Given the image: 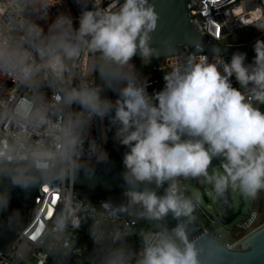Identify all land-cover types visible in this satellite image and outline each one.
<instances>
[{
    "label": "clouds",
    "instance_id": "obj_1",
    "mask_svg": "<svg viewBox=\"0 0 264 264\" xmlns=\"http://www.w3.org/2000/svg\"><path fill=\"white\" fill-rule=\"evenodd\" d=\"M75 2L78 27L70 13L50 19L61 0H0V213H7L0 229L16 233L0 264H32L36 249L67 264L80 254L75 233L89 218V264H226V253L251 256L247 239L232 245L223 227L193 235L203 201L190 181L224 206L232 193L251 203L264 192V41L255 42L252 64L239 51L230 62L219 53L211 62L186 55L150 95L131 61L139 55L146 64L157 51L152 33L160 17L151 0ZM249 24L264 33V12L257 9ZM163 43L173 46L170 39ZM105 119L109 127L101 126L100 140L115 128L114 139L128 149L121 173L126 204L109 200L97 208L78 199L72 185L81 172L91 179L95 165L109 163L103 143L91 135L94 122ZM214 158L220 159L215 167ZM153 183L167 185L163 195ZM61 186L57 209L51 215L38 209L28 231L19 210L8 212L12 188L55 193ZM169 214L177 221L171 229L161 223ZM144 218L154 226L137 229ZM133 234L138 250L128 242Z\"/></svg>",
    "mask_w": 264,
    "mask_h": 264
},
{
    "label": "water",
    "instance_id": "obj_2",
    "mask_svg": "<svg viewBox=\"0 0 264 264\" xmlns=\"http://www.w3.org/2000/svg\"><path fill=\"white\" fill-rule=\"evenodd\" d=\"M155 6V11L159 14L158 26L154 33H152V45L157 50L155 56L151 58H162L167 55L178 53L183 50L184 45H187L192 52H198L201 48L215 54L224 56H232L234 52H252L254 51V44L257 40L264 41V33H260L248 42L235 43H220L214 39L209 38L206 34L201 32L191 20L187 7H185L184 0H151ZM170 39L172 47H166L164 40ZM139 57V55H137ZM140 58V57H139ZM110 99H117V93L106 90L104 93ZM106 126L109 127L106 119ZM115 128H109L108 144H109V163L95 165L94 176L91 179L85 178L83 172L73 182L72 188L80 192L110 199L118 205L126 204V199L123 192L127 185L122 179L121 173L124 170L123 153L128 149L119 144L114 139ZM67 186V183L65 184ZM150 187L156 191L157 195H163L165 185L156 188L154 183ZM38 187H33L28 190L15 187L10 192V202L8 212L14 209L19 210L21 214V223L24 224L30 217V212L34 206V197L37 195ZM237 203L242 204V197L236 193ZM220 212V220L227 222L233 217L232 200L230 195V205L224 206L217 201ZM7 213H0V220L6 217ZM154 226L153 221L146 218L142 219ZM167 228L175 227L177 221L169 214L163 221H161ZM193 235L206 236L209 232L205 231L204 227L199 224L197 220L191 229ZM16 239L14 230L0 229V249L6 251L9 243ZM244 241V246H250L253 249L251 256H233L231 253H226L228 260L226 264H264V221L251 230L241 234L232 245H238ZM259 258V260L257 259Z\"/></svg>",
    "mask_w": 264,
    "mask_h": 264
},
{
    "label": "built area",
    "instance_id": "obj_3",
    "mask_svg": "<svg viewBox=\"0 0 264 264\" xmlns=\"http://www.w3.org/2000/svg\"><path fill=\"white\" fill-rule=\"evenodd\" d=\"M185 7H187L188 13L190 14L191 20L197 26V28L206 34L209 38L214 39L220 43H235V42H248L250 39L259 35L261 32L252 27L249 24V21L252 18V15L256 12L257 9H260L264 12V0H184ZM107 0L104 6H106ZM89 10L91 9V4L88 5ZM50 19L53 18L57 12H65L66 14L70 13L73 17V26L78 27V17L81 12L80 6L75 2V0H61V4L52 7L50 10ZM44 25L45 29L47 27L43 21H40ZM238 36L242 38H238ZM246 53V64H252L255 56V52H245ZM206 55L209 58V62L216 56L215 53L201 48L198 52H192L187 45H184L182 51L167 55L161 58V63L159 65H147L141 67L138 61V57L135 56L132 58V63L135 65L136 70L140 73L142 78L145 80L147 85V92L151 95L154 92H159L164 87L163 73L170 70L172 65L177 62L178 59L186 55ZM225 62H230L231 56L221 55ZM231 84L234 88L239 89L240 85L236 81L235 77H231ZM7 87H12L11 81H6ZM47 95H51L50 90L45 89ZM106 126V119L102 122L96 120L91 129V135L98 140V142L103 143V147L109 154V144H108V134L107 141L103 142L100 140V128L101 126ZM167 187V185H165ZM63 190V186L58 187L55 193H45L42 189L37 190V195L34 197V206L30 212V217L26 220L24 225H27L25 231L30 230L35 227L34 221L32 220L33 214H42L38 213V209L49 208L50 199L53 194H59ZM74 193L77 194L78 199H87L91 204L100 208L102 201H109L110 199H105L103 197H98L94 195H89L78 190L73 189ZM188 194V193H185ZM113 204H117L114 201L110 200ZM118 205V204H117ZM53 211L57 209V205L51 206ZM257 211L251 206H249L246 214L235 223V227L239 230L247 229L251 230L254 227L258 226L260 223L257 222L258 215H252V212ZM196 220L202 225L207 232L213 231L215 226H220L219 222L215 217H213L204 207L199 206L194 213ZM220 219V218H219ZM218 219V220H219ZM91 223L90 218L81 223V227L75 233L76 242L74 247L80 249L79 255H72L68 258L67 264H77L74 260L82 261L83 264H89L87 257L93 250V243L88 235V228ZM135 223V221H133ZM152 226L145 220H142L140 223L136 224L137 229L141 227ZM221 227V226H220ZM225 231H228V228L223 227ZM245 231V232H247ZM244 232V233H245ZM236 240V239H235ZM235 240L230 241L233 243ZM128 242L133 246L134 250H138L141 242L140 238L133 234L128 237ZM0 252H6L0 249ZM32 264H55L52 257H45L41 254L40 249H36V255L33 256Z\"/></svg>",
    "mask_w": 264,
    "mask_h": 264
},
{
    "label": "rangeland",
    "instance_id": "obj_4",
    "mask_svg": "<svg viewBox=\"0 0 264 264\" xmlns=\"http://www.w3.org/2000/svg\"><path fill=\"white\" fill-rule=\"evenodd\" d=\"M238 38H242V37L238 36ZM138 61H139L140 66L144 67L147 65L148 66L149 65H159L161 63V58H150L149 62L146 64L142 63L141 58H139ZM219 164H220V159L214 158L212 161V166L215 167V166H218ZM190 183L193 186L200 188V191L202 193V201H203V203L201 204L202 207H204L213 217L217 219L221 227H225L229 229L228 231H225L227 233V240L229 239L230 241H233L235 239H238L241 236V234L247 231V229L239 230V228L235 227V223L246 214L249 206H251V208L257 211L258 218H257L256 223L257 222L261 223L264 221V192L260 194L259 199L257 201L251 202V203L242 197L241 205L237 203L236 193H232L231 200H232L233 217L229 221L224 223V222H221V220L219 219L220 212L218 209L217 201L214 202L212 199H210L208 195L206 194L205 188L198 185L195 180L190 181ZM78 261L79 260H74L75 263H77Z\"/></svg>",
    "mask_w": 264,
    "mask_h": 264
},
{
    "label": "snow or ice",
    "instance_id": "obj_5",
    "mask_svg": "<svg viewBox=\"0 0 264 264\" xmlns=\"http://www.w3.org/2000/svg\"><path fill=\"white\" fill-rule=\"evenodd\" d=\"M44 192L45 193H48V190L47 189H45L44 190ZM58 201H59V194H53V196L51 197V199H50V206H49V208H48V213H49V215H51L52 214V212H53V209H52V205H57V203H58ZM34 238V237H33Z\"/></svg>",
    "mask_w": 264,
    "mask_h": 264
},
{
    "label": "trees",
    "instance_id": "obj_6",
    "mask_svg": "<svg viewBox=\"0 0 264 264\" xmlns=\"http://www.w3.org/2000/svg\"><path fill=\"white\" fill-rule=\"evenodd\" d=\"M259 107H260L261 111H264V105H260ZM165 185H166V184H165ZM188 194H189V193H188Z\"/></svg>",
    "mask_w": 264,
    "mask_h": 264
}]
</instances>
